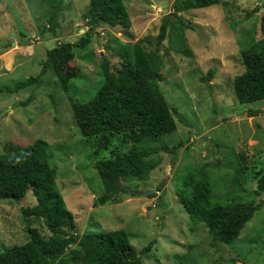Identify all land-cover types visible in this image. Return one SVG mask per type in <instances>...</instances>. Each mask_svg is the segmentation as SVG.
Listing matches in <instances>:
<instances>
[{
  "label": "rangeland",
  "instance_id": "1",
  "mask_svg": "<svg viewBox=\"0 0 264 264\" xmlns=\"http://www.w3.org/2000/svg\"><path fill=\"white\" fill-rule=\"evenodd\" d=\"M183 1L124 0L132 25L102 24L87 46L74 48L68 63L75 76L68 90L52 69L43 75L41 84L12 93L0 89V155L39 138L48 141L57 185L75 214L76 227L69 231L82 236L124 229L143 264L178 260L264 264V192H257L258 173L264 174V100L242 103L234 91L235 77L245 71L241 51L262 36L264 0H220L216 5L175 12ZM90 2L0 0V87L14 88L39 75L51 50L85 36L90 29ZM177 15L188 26L186 40L181 38ZM166 16L167 37L160 42ZM139 41L162 74L158 85L178 128L143 144L157 150L151 157L158 165L149 179H121L129 190L119 193L116 202L102 205L97 197L104 185L96 162L111 158L116 148L126 153L131 146L114 140L95 154V139L87 141L81 134L72 100H92L102 85L103 57L116 70L122 54L133 53ZM31 95L33 100L26 104ZM191 173L209 183L215 202L245 201L258 206L236 240L226 243L214 238L198 218L206 212L192 216L184 208L180 193H189L184 182ZM151 190L155 196H150ZM132 191L140 193L132 196ZM36 203L32 191L20 201L0 200V251L26 242L30 226L50 235L44 220L23 212ZM149 244L151 248L142 252ZM72 251L78 253L77 258L70 256ZM67 253L68 264H84L78 244Z\"/></svg>",
  "mask_w": 264,
  "mask_h": 264
},
{
  "label": "trees",
  "instance_id": "2",
  "mask_svg": "<svg viewBox=\"0 0 264 264\" xmlns=\"http://www.w3.org/2000/svg\"><path fill=\"white\" fill-rule=\"evenodd\" d=\"M219 3L220 0H184L176 6L175 12ZM87 18L90 29L86 35L78 42L64 43L60 50H51L39 75L18 82L14 88L1 86L0 89L12 93L32 84H41L43 75L52 69L68 90L75 76L74 68L68 63L74 48L87 46L96 28L102 24L126 28L132 25L124 0H91ZM179 21L182 24L179 28L181 38L186 40L185 28L188 26L180 16ZM168 27L169 17L166 16L158 36L160 42L166 39ZM261 32L260 39L241 51L245 71L235 77L234 91L242 103L264 100V14L261 17ZM122 57L116 70L112 69L110 60L103 57L102 85L92 100L86 103L72 100V110L81 134L87 141L95 139V154L109 148L114 140L131 146L126 153L116 148L111 158L96 162L104 185L103 192L97 197V203L102 205L116 202L119 193L129 190L121 185V179H149L158 165L151 157L157 150L146 148L143 144L172 134L178 128L173 110L158 85L162 74L151 63L143 44L137 42L133 53L125 52ZM212 72L211 69L210 75ZM33 98L31 95L26 104ZM49 160V143L40 138L30 145L19 146L0 155V200L11 198L20 201L32 191L37 203L24 208L23 212L44 220L51 232L46 237L38 227L30 226L26 242L0 251V264H68L65 256L74 244L81 247L84 264H143L140 253L124 229L92 231L82 236L69 231L76 227L75 215L57 185V171ZM258 175L257 192H264V174L259 172ZM184 186L189 190L188 194L180 193L184 208L192 216L195 212H206L198 218L221 242L236 240L258 209L254 202H215L209 183L198 180L193 173L185 178ZM132 192V196L140 193ZM151 245L142 252L149 250ZM77 254L72 251L70 256L77 258ZM174 264L185 263L178 260Z\"/></svg>",
  "mask_w": 264,
  "mask_h": 264
},
{
  "label": "water",
  "instance_id": "3",
  "mask_svg": "<svg viewBox=\"0 0 264 264\" xmlns=\"http://www.w3.org/2000/svg\"><path fill=\"white\" fill-rule=\"evenodd\" d=\"M27 37H28V35L26 34V36H24V38H27ZM149 193L150 194L154 193V190L149 191Z\"/></svg>",
  "mask_w": 264,
  "mask_h": 264
},
{
  "label": "crops",
  "instance_id": "4",
  "mask_svg": "<svg viewBox=\"0 0 264 264\" xmlns=\"http://www.w3.org/2000/svg\"><path fill=\"white\" fill-rule=\"evenodd\" d=\"M75 215V214H74Z\"/></svg>",
  "mask_w": 264,
  "mask_h": 264
}]
</instances>
